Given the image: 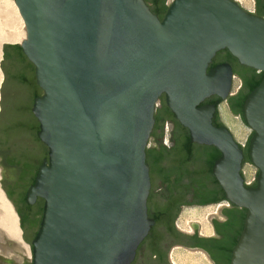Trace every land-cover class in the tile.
<instances>
[{
  "label": "water",
  "instance_id": "95a60500",
  "mask_svg": "<svg viewBox=\"0 0 264 264\" xmlns=\"http://www.w3.org/2000/svg\"><path fill=\"white\" fill-rule=\"evenodd\" d=\"M13 1L26 33L19 46L43 91L31 110L48 147L29 189L45 202L32 264L133 262L154 225L146 149L162 95L190 142L220 152L212 173L226 201L246 210L229 264H264V77L242 108L253 132L246 163L257 168L249 185L241 167L250 135L241 148L212 124L220 103L203 104L231 98L230 66L208 70L217 52L264 73V17L234 0H172L162 20L144 0Z\"/></svg>",
  "mask_w": 264,
  "mask_h": 264
},
{
  "label": "flooded vegetation",
  "instance_id": "af4514ba",
  "mask_svg": "<svg viewBox=\"0 0 264 264\" xmlns=\"http://www.w3.org/2000/svg\"><path fill=\"white\" fill-rule=\"evenodd\" d=\"M252 5L253 10H255V15L263 18V2L252 0ZM19 48L20 46L14 45L3 47L2 79L5 76V81L12 74L6 64H9L10 61L13 62L15 57H21L28 61L34 72L33 64L23 53L19 52ZM222 64L230 66L232 79L234 77L238 79L240 90L243 83L236 71H243V65H240L234 57L230 58L226 50H222L217 52L212 58L208 65V70ZM22 78L26 80L24 84H27L32 90L33 101L30 107L31 116L29 119L15 123L13 126L27 132L31 140L22 141L17 139L12 141L5 139L0 141V186L16 219L21 240L27 243L32 249L31 242L39 230L45 202L41 197L29 194V189L34 184L36 175L44 161H48V147L38 137L39 122L31 110L34 99L42 96L43 91L37 86L35 75L33 79L27 77L26 74ZM236 94L231 95V98L235 97ZM214 97L216 96L210 98ZM165 124L171 127L170 133L166 137L163 132H157L154 135L151 133L149 141L151 144L150 148L163 157L162 165L168 167L171 158L170 152H174V149L180 141V137L176 133L177 125L171 119H167ZM193 144L203 147L207 151L212 150L214 147ZM165 187L162 186L161 188L165 189ZM181 201L184 202L180 205V209L184 206L205 207L223 202H226L228 205L222 206L224 208L220 211L221 218H210V235H204L199 231L197 222L191 223L190 232L180 230L175 224L178 214L172 220V214L170 213L167 220L161 226L156 225L154 222L148 235L138 246L135 258L131 264H172L170 254L174 249L198 252L210 264H229L232 250L243 226V222L241 223V214L244 209L235 207L226 200L218 199V194L212 189L198 192L195 195H185ZM161 202L160 199L152 201L153 205ZM149 208H152V206L149 205L147 210ZM166 225H172L175 233L168 231ZM3 262L4 264H16V260L11 258H3Z\"/></svg>",
  "mask_w": 264,
  "mask_h": 264
},
{
  "label": "rangeland",
  "instance_id": "374dc122",
  "mask_svg": "<svg viewBox=\"0 0 264 264\" xmlns=\"http://www.w3.org/2000/svg\"><path fill=\"white\" fill-rule=\"evenodd\" d=\"M172 0H166L167 6ZM240 4V6L247 12L254 14L252 0H234ZM13 0H0V70L2 71L3 64V47L7 45L19 46V43H7L5 37L10 29L7 26L9 18L8 13L10 11V5ZM10 7V8H9ZM9 10V11H8ZM8 19V20H7ZM12 29V28H11ZM7 68L11 71V79L5 81V76L1 81L0 87V141L5 139H10L12 141L20 139L22 141H30V136L23 129H19L13 126L15 123L25 121L30 118V107L33 101L32 90L27 86V84L22 83L21 78L26 74L27 77L33 79L34 72L32 67L29 65L28 61L21 57H15L13 62L6 64ZM239 81L236 77L232 79V87L230 94L234 95L239 90ZM231 97V96H230ZM221 111H225L227 118L222 117ZM219 121L224 124L232 133L236 142L245 146L248 136L251 134V130L244 125L239 116H233L227 103L221 102L218 107ZM17 128V129H16ZM7 135V137H6ZM164 135H168V126L164 125ZM151 144L148 142L147 149L150 148ZM241 172L243 176V181L245 183L252 182V179L257 172V169L249 164L244 163L241 167ZM1 175V173H0ZM226 202L216 205H210L205 207H195V206H184L179 212L175 224L177 228L185 232H190V223L197 222L199 226V231L202 232L203 228L206 232H202L204 235H210L209 229V216L214 215L215 218H221L218 211L222 206H227ZM207 213V214H206ZM12 211L8 204L2 197L0 190V264H4L3 258L8 257L16 260V264H32L33 255L32 249L27 244L24 243L19 235L13 237L11 233L12 224L15 226L14 218L11 215ZM175 257V262L177 264H210L201 254L194 251H188L183 249H174L170 256ZM198 258L203 259V263H198ZM200 261V260H199Z\"/></svg>",
  "mask_w": 264,
  "mask_h": 264
},
{
  "label": "trees",
  "instance_id": "16d2710c",
  "mask_svg": "<svg viewBox=\"0 0 264 264\" xmlns=\"http://www.w3.org/2000/svg\"><path fill=\"white\" fill-rule=\"evenodd\" d=\"M144 1L149 5L150 11L162 20L168 8L166 0ZM257 1H262L264 6V0ZM19 52L22 53L21 48H19ZM227 53L229 54L228 51ZM229 57L231 58L232 56L229 54ZM236 73L242 80V88L235 97L229 98L227 103L231 113L235 116H239L244 123L242 113L243 102L246 96L262 81L264 73L257 72L246 66H243V71H236ZM21 81L22 83H26L24 78H21ZM159 101H161L162 108L154 116L155 123L151 133L153 135L157 134V132L162 133L167 119H171L177 125L176 130L180 131V134L176 132L180 137V141L174 149V152H170L171 158L168 167L162 165L163 157L160 154L155 153V150L151 148L146 149V164L149 167L151 182L147 208L149 205L152 206V208L147 210V214L148 218L154 220L156 225L161 226L167 220L170 213L172 214V220L176 217L180 210V205L184 202L181 201V199L185 195H195L198 192L209 190L208 187H212V190L218 194V199H226L223 190L212 173L213 163L220 157V152L215 147L207 151L205 148L196 146L190 142L187 129L179 124L173 113L167 108L163 95L160 97ZM219 103H221V100L214 97L205 100L203 104H214L217 106ZM212 124L216 127L223 125L219 121L218 111L215 112L212 118ZM252 134L253 132H251L246 146L244 148L241 147L243 149L242 164L250 162L248 156V142ZM202 180H206L209 184L201 185L200 183ZM157 183H159V185H157ZM255 184L252 187H254ZM162 186H166L165 189H162ZM155 199H160L162 202L153 205L152 201ZM172 211L174 212L172 213ZM245 214L246 210L244 209L241 214V223L244 220ZM166 228L171 233H175L172 225H166Z\"/></svg>",
  "mask_w": 264,
  "mask_h": 264
},
{
  "label": "bare ground",
  "instance_id": "6f19581e",
  "mask_svg": "<svg viewBox=\"0 0 264 264\" xmlns=\"http://www.w3.org/2000/svg\"><path fill=\"white\" fill-rule=\"evenodd\" d=\"M11 7V8H10ZM10 11L8 13V18L9 20L7 21L8 23V27H9V23L10 25V29L7 32V36L5 37V41L7 43H22V40H26V33H25V26H24V22L20 16V13L16 7V5L13 3L10 5ZM9 11V10H8ZM12 28V29H11ZM0 59H1V51H0ZM1 81H2V72L0 70V87H1ZM222 117L227 118V115L225 113V111H221ZM207 214V213H206ZM12 215V214H11ZM10 224H12V229H11V233L13 235V237H17L18 235V230H16V225L14 226V224L12 223V221H10ZM206 232V229L203 228L202 232ZM200 260V261H199ZM170 261L172 264H177L175 262V257H173L172 255L170 256ZM203 263V259L202 258H198V263ZM205 263V262H204ZM203 263V264H204Z\"/></svg>",
  "mask_w": 264,
  "mask_h": 264
},
{
  "label": "built area",
  "instance_id": "2783aa9c",
  "mask_svg": "<svg viewBox=\"0 0 264 264\" xmlns=\"http://www.w3.org/2000/svg\"><path fill=\"white\" fill-rule=\"evenodd\" d=\"M238 89H239V88H238ZM249 164H250V163H249ZM251 165H252V164H251ZM253 166H254V165H253ZM254 167H255V166H254ZM255 168H256V167H255ZM256 169H257V168H256ZM255 174H256V173H255ZM254 180H255V176H254V178L252 179V182H253ZM252 182H250V183H245V182H244V184H245V185H249V184H251Z\"/></svg>",
  "mask_w": 264,
  "mask_h": 264
}]
</instances>
